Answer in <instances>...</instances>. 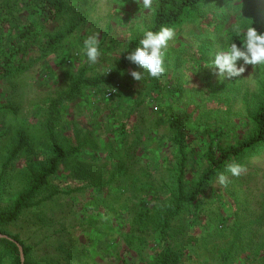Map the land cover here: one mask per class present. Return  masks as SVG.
<instances>
[{
    "label": "rangeland",
    "instance_id": "obj_1",
    "mask_svg": "<svg viewBox=\"0 0 264 264\" xmlns=\"http://www.w3.org/2000/svg\"><path fill=\"white\" fill-rule=\"evenodd\" d=\"M66 3L70 12L46 26L45 33L66 30L76 16L75 4L84 7L86 21L55 53L35 62L32 56L42 41L28 55L13 49L14 33L39 21L30 17L32 0H0V71L7 61L14 71L25 70L0 75V214L10 210L47 162L51 104L81 85L58 109L56 141L67 154L59 173L38 196L42 203L2 233L19 237L38 264H154L156 249L138 219L145 198L165 195L174 186L176 150L168 119L175 114L187 121V144L198 158L189 187L207 169L204 130L221 134L224 147L252 135L249 115L264 83V66L246 65L240 77L224 79L211 61L229 45L235 25L250 26L255 15L264 26V0L206 2L196 21L176 29L165 74L141 82L131 76L140 70L131 62L126 72L112 76L128 44L150 26L153 12L139 9L136 0ZM90 35L98 36L102 50L94 65L83 52ZM114 83L122 85L120 95L94 98V90L102 96ZM241 164L246 166L241 176H229L227 186L217 177L199 203L171 222L168 242L180 255L179 264H264V149ZM78 185L82 192L75 191ZM56 190L61 193L46 200ZM1 254L0 264H10Z\"/></svg>",
    "mask_w": 264,
    "mask_h": 264
},
{
    "label": "trees",
    "instance_id": "obj_2",
    "mask_svg": "<svg viewBox=\"0 0 264 264\" xmlns=\"http://www.w3.org/2000/svg\"><path fill=\"white\" fill-rule=\"evenodd\" d=\"M208 1L210 0H154L153 8L155 11L152 13L151 24L148 28L152 30H159L161 26H170L175 29L182 28L184 25L198 19L200 9L204 7L205 3ZM32 2L33 4H28L30 6V17H36L37 19V16H39V21L35 20L33 23L30 22V25L27 26L24 31L18 32V34L14 33L13 49L18 50V52L20 51L19 54L21 55H28L31 53L32 48L35 47L39 41H42L41 49L35 54L32 53V59L36 62L39 58L44 59L55 53L53 51L60 46L59 43L63 41L67 35L73 34L84 21H86V18L84 16V7L75 4L76 12H74V15L76 14V16L70 21L69 27H67L66 30L58 31L50 35L45 33L44 29L46 26H50L64 18L67 13L70 12L71 8L67 5L66 0H32ZM31 5H34L35 9H32ZM37 22H39V24H37ZM260 23L263 22L255 15H252V26L259 32H264V26ZM35 24L38 26L36 27ZM37 28H39V30H37ZM41 31L45 33V37L42 38V40L38 39ZM140 38L141 34H136L128 44L127 49L122 55L116 75L114 74L112 79L118 74L126 72L128 64L130 63L126 59V52H130L138 46ZM239 39V36L233 34L229 37V44L236 42L239 45ZM10 63V61H7V67L0 71V75L3 76V78L13 77L15 74L25 71L22 68L17 71L10 69ZM86 85L95 88L99 83L87 82ZM80 86L81 85L75 84L69 93L63 95L51 104L50 118L46 124V133L48 140L52 144V149L46 156L47 162L40 169L39 173L32 176L27 188L18 197L10 210L0 214V234L3 235L2 228L19 221L26 211L42 203L37 202L38 196L45 190L50 180L59 173L67 154L56 141L54 128L57 121L58 109L62 104L68 103L75 97ZM94 92L97 96L105 100L103 97L104 93L100 96L99 94L101 92L96 90H94ZM120 94L121 92L119 95ZM252 108L253 111H250L249 116L253 127V133L245 142L239 141L224 147L222 145L221 134H214L210 130H204L200 134L204 139H209L208 149L203 156V162L207 166V169L191 187L188 186V176L190 171L196 167L198 158L187 144L188 135L185 132L186 119L181 115H170L168 124L173 133L171 142L176 150V158L173 163L174 166H176V175L174 176L173 182L174 186L171 190L166 189L165 195L156 194L154 198H145L140 204L138 219L139 222H141L143 233L147 234V237L152 240L153 247L156 249L153 254L154 264L180 263V255L170 248L168 242L170 238L171 222L181 215L187 206L199 203L202 195L211 183L220 173L225 172L228 163H241L245 158L259 154L264 149V83L261 85L259 97L253 102ZM162 122L165 123V120L162 119ZM119 171L121 170L117 169V172ZM113 178L114 175L111 180H113ZM78 186H73L75 191L82 192L83 186ZM60 193V191L56 190L52 192L46 200H51ZM164 199H169V202H163ZM12 239L14 241L7 239L0 240L2 259L7 258L10 264H22L19 248L16 245L17 242L24 247L26 264H38L29 258L31 250L24 246L19 237H14Z\"/></svg>",
    "mask_w": 264,
    "mask_h": 264
},
{
    "label": "clouds",
    "instance_id": "obj_3",
    "mask_svg": "<svg viewBox=\"0 0 264 264\" xmlns=\"http://www.w3.org/2000/svg\"><path fill=\"white\" fill-rule=\"evenodd\" d=\"M139 9L146 13L154 12V0H136ZM147 10V11H146ZM233 31L239 36V45L232 42L225 48L217 50L211 63L217 69L218 76L224 79L240 77L246 65L264 66V32L255 27L237 24ZM176 39V29L170 26H161L159 30L150 28L142 31L139 45L132 51L126 52V59L136 65L139 71H132L131 76L136 81L145 79H159L166 72V57L170 42ZM83 52L90 65L97 63L102 55L100 41L97 35H90L83 41ZM238 66V62H241ZM246 171V166L239 162L226 165L225 172L218 176L219 184L227 186L229 176L239 177Z\"/></svg>",
    "mask_w": 264,
    "mask_h": 264
},
{
    "label": "built area",
    "instance_id": "obj_4",
    "mask_svg": "<svg viewBox=\"0 0 264 264\" xmlns=\"http://www.w3.org/2000/svg\"><path fill=\"white\" fill-rule=\"evenodd\" d=\"M122 90V86L120 83H114L110 88H108L103 97L105 100H112L114 99L117 95H119V93ZM98 97L95 93H94V98Z\"/></svg>",
    "mask_w": 264,
    "mask_h": 264
},
{
    "label": "water",
    "instance_id": "obj_5",
    "mask_svg": "<svg viewBox=\"0 0 264 264\" xmlns=\"http://www.w3.org/2000/svg\"><path fill=\"white\" fill-rule=\"evenodd\" d=\"M2 239H7V240H10V241H14L12 238L0 234V240H2ZM16 245H17L18 248H19V252H20V257H21V262H22V264H26V258H25V253H24V247H23L21 244L17 243V242H16Z\"/></svg>",
    "mask_w": 264,
    "mask_h": 264
}]
</instances>
